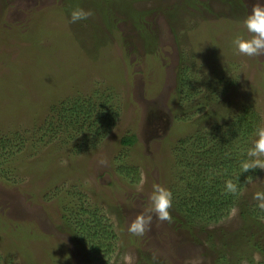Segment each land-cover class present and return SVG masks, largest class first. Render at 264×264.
<instances>
[{"label": "rangeland", "instance_id": "obj_1", "mask_svg": "<svg viewBox=\"0 0 264 264\" xmlns=\"http://www.w3.org/2000/svg\"><path fill=\"white\" fill-rule=\"evenodd\" d=\"M259 2L0 0V162L12 167L0 175V264H124V255L133 264H230L233 252L244 256L238 234L260 227H246L240 212L264 191V170L239 165L264 126V56L239 55L231 41L250 38L241 22ZM76 8L93 15L72 23ZM85 104L79 122L70 108ZM102 110L116 121L96 133ZM242 116L244 138L231 129L244 131ZM133 133L136 144L122 142ZM229 161L234 182L246 180L229 212L217 204L210 221L187 216L183 203L207 204L195 192L222 182ZM156 184L173 193L170 216L194 222L177 230L172 219H154L133 235L128 226ZM95 232L99 254L84 241Z\"/></svg>", "mask_w": 264, "mask_h": 264}, {"label": "clouds", "instance_id": "obj_2", "mask_svg": "<svg viewBox=\"0 0 264 264\" xmlns=\"http://www.w3.org/2000/svg\"><path fill=\"white\" fill-rule=\"evenodd\" d=\"M92 15L93 13L90 10L86 11L82 8H76L70 13V21L76 23L77 21L86 20ZM241 23L251 36L250 38H245L244 36L238 35L233 38L231 43L235 52L247 57L264 56V0L253 4L250 14ZM255 136L256 139L247 150V158L240 162L239 167L242 173L255 169L264 170V126H257ZM100 162L105 163L103 160ZM237 181H239V177H237ZM142 185L143 180L137 185V189L140 190ZM242 190L239 182H234L232 179L225 181L226 193L236 196ZM253 199L257 201L255 207L261 213L258 218L264 221V191H257ZM172 206V191L159 184L153 185V190L149 196V205L135 216L134 220L128 226V232L136 236H143L149 231L154 219L158 221H169L171 219L169 210ZM235 212L236 209L233 208L230 214L234 215ZM123 261L124 264H133L134 257L124 255Z\"/></svg>", "mask_w": 264, "mask_h": 264}, {"label": "trees", "instance_id": "obj_3", "mask_svg": "<svg viewBox=\"0 0 264 264\" xmlns=\"http://www.w3.org/2000/svg\"><path fill=\"white\" fill-rule=\"evenodd\" d=\"M132 2H133V0H132ZM130 16H132V15H130ZM68 78L70 79L71 75H68L67 79ZM72 80H73V78H72ZM84 103H86V102H84ZM59 106H62V104ZM58 107H57V109H58ZM88 108H89V105L85 104V106L82 105L81 107H71L70 110L71 109H77V111L74 110L73 117L77 118V121L79 120V122H80V120H81L80 115L85 113L88 110ZM56 113H57V111H56ZM115 121H116V115L114 113H112V115L110 117L109 115H107V113H104V110H102V113H99V115L95 117V120L92 121V124H94V126H97L96 127V129H97L96 133H99L98 126H99V128L104 127V130L106 133L108 130H110L114 126ZM243 121H244V117L242 116L240 118V124H241V126H243L244 131L242 129H237V128L231 127V129L233 128L236 130V132H237L236 135L239 137H242V138H244L246 135V128H245ZM136 140H137V137L133 133L132 135L125 136L123 138L122 142H124L126 145H134V144H136ZM34 141L39 142V141H43V140L35 138ZM170 144H171V141L169 142V145ZM174 150H175V148H174ZM224 156H226V155L221 153L219 157L221 159V158H224ZM1 163L2 162H0V175L7 176V177L11 176L10 175V173L12 172L10 170V168H12V167H10L11 165L10 166H8V165L4 166ZM234 168H235V166H233L232 161L224 163V167L222 170L224 172V174L221 177L222 182L220 181V183H218L217 185H212V186L208 187L209 190H202V192L207 193V194H203L202 192H201L202 194H200V192H195L198 195L197 198H200V199H209L210 198L209 201H207V204L205 201H193L195 203L192 204V207L188 210L189 204L183 203L184 205H182L181 208L186 210V212H187L186 215L187 216L200 215V218H204L205 220L210 221V220H212L211 217L209 216L210 211H213L214 208H216L217 204H219V205L221 204L222 206H224L225 211H227L226 212V214H227L230 210V207H229L230 204L232 203V206H233L234 199L238 198V196L240 195V193H239L238 195L233 196L232 194L225 192V181L229 180V179H232L234 181V179H235V178H232L229 176L230 172L233 171ZM20 171H22V170L17 169V171H15V172L21 173ZM224 178H225V181H223ZM235 181H236V179H235ZM245 181L246 180H241L240 184H241L242 188L244 186ZM194 200H196V197L194 198ZM256 204L257 203H255L254 205H252L250 207L243 206V208L241 209V212H240V217L243 219V222L245 223L246 227H248L251 223H257L258 222V224H259L258 226L260 227V229L257 230L256 232L251 233L249 235V237L246 234H243L242 235L243 239L240 238L241 234L240 233H239L240 235L238 234V236H239L238 244L243 245L240 251L243 253L244 256L242 257L237 252H233L234 256L231 257L230 264H264V261L260 262V263H256V261L254 260V254L255 253L261 254L262 259H264V223L258 218V216L261 215V213L257 212L256 207H255ZM183 213H185V212H183ZM171 219L174 220V223H175L172 226V228L173 229L175 228L177 230L178 229L180 230V228L184 229L185 227H183V226L185 224L188 226L194 222V221L190 220L191 217L190 218L186 217V220L181 219V217H180L179 219L176 220L175 218H173L171 216ZM66 222L67 221H65L64 223H66ZM95 225H96V227H95L96 229L100 228L101 227V221H98L95 219ZM4 227L5 226L2 224V229H4ZM262 228H263V230H262ZM190 230H192V229H190ZM251 231H252V229L250 230V232ZM97 237H98V233L95 232L94 236H92L91 239L86 240V238H84L85 243L92 248V251L95 254H99L100 251L102 250L103 246H104L103 244L101 245V243L94 244V242L96 241L95 239ZM71 238H73V237L71 236ZM227 246H229L228 249H230V246H232V245H227ZM227 246L225 245V247H227ZM82 248H84V247H82ZM109 252H110V248H108V250H107V253H109ZM235 258L238 259L236 263H235ZM144 260H145V262H144L145 264H155V262L150 260L149 257L144 258ZM227 263H229V261ZM158 264H160V263H158Z\"/></svg>", "mask_w": 264, "mask_h": 264}]
</instances>
